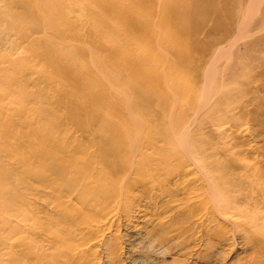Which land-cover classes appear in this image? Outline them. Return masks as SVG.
I'll return each mask as SVG.
<instances>
[{"label": "bare ground", "instance_id": "1", "mask_svg": "<svg viewBox=\"0 0 264 264\" xmlns=\"http://www.w3.org/2000/svg\"><path fill=\"white\" fill-rule=\"evenodd\" d=\"M142 1L0 0V264L22 250L39 264H106L110 258L124 264L122 246L105 245L109 235L121 227L139 233L148 223L167 229L179 224L175 231L189 230L194 240L216 226L223 229V245L232 246L226 226L242 215L248 234L264 245V177L253 163L213 162L184 146L186 121L163 123L158 111L149 123L148 109L133 107L125 84L103 78L108 87L94 91L98 99L78 102L67 85L64 67L76 61L83 68L71 41L86 29L95 46L107 44L111 56L127 58L134 77L148 79L133 81L140 93L152 97L153 88L164 85L194 101L190 80H179L169 65L157 70L161 57L128 36L131 15L153 32ZM76 36L82 53L93 56L89 43ZM171 40L165 38L176 43ZM75 81L80 95L82 80ZM29 83L37 92H26ZM55 91L60 93L53 97ZM109 92L117 94L120 120L99 107L100 101L109 104ZM165 100L169 104V96ZM29 103L39 115L28 112ZM180 217L185 220L178 223Z\"/></svg>", "mask_w": 264, "mask_h": 264}, {"label": "rangeland", "instance_id": "2", "mask_svg": "<svg viewBox=\"0 0 264 264\" xmlns=\"http://www.w3.org/2000/svg\"><path fill=\"white\" fill-rule=\"evenodd\" d=\"M142 2L146 5L144 16L153 22V32L149 30V24L144 27L131 15L128 36L143 40V48L148 46L150 51L161 57L157 70L169 65L178 71L179 80H190L188 91H192L194 101H188L174 89L166 91L164 85L161 89L153 88L152 97L150 94L143 95L133 81L141 83L148 79L134 77L127 58L111 56L107 44L98 45L100 49H105L99 55V50H95L98 47L94 45L95 38L86 29H79L71 41V48L82 56L79 58L83 68L76 61H71L63 71L69 79L67 85L73 92L76 91L77 102L90 101L92 97L98 99V92L108 87L103 78L112 83L116 81L118 86L125 84L133 95V107L139 112L148 109L149 123H154L153 112L155 117L163 113V123H173L175 118L182 117L188 126V135L186 133L184 137L187 145L184 146H195L197 153L203 152L213 162L231 163L230 160H233L238 163L239 159L253 163L264 177V0ZM89 24L90 21H86L85 26ZM76 35H80L84 45L89 43L93 56L82 53L77 46ZM124 37L122 35L119 39L124 40ZM165 38L174 39L176 43L170 45L165 42ZM107 56L113 60H106ZM98 69L105 76H100ZM76 78L82 80L81 89L84 91L79 92L80 95L76 90ZM89 79H94L96 84L87 83ZM25 89L27 93L38 90L37 85L31 83ZM55 92L53 97L60 93ZM109 93V104L104 105L100 101L99 107L108 111L112 109L111 113L116 115L114 119L120 120L122 107L118 106L115 98L117 94ZM100 94L107 97V94ZM166 94L169 104L164 103L168 97ZM41 96L46 97L47 94ZM143 97H147L142 100L144 102L141 101ZM28 98H31L30 94ZM43 102L44 108V99ZM162 105L165 108L158 110ZM26 108H30L28 112L31 114H38L33 103H29ZM56 111L58 114L64 112L62 107ZM9 161L11 165L14 164L13 160ZM12 168L18 176L19 165ZM148 209V213H151V207ZM243 218L245 216L242 215L226 226L230 234L234 235L232 246L223 245L220 238L222 228L211 225L207 231L200 232L199 239L194 240L190 238L189 230L183 231L181 228L180 232L175 231L174 227L177 228L179 224L174 223L168 229L165 225L148 223L139 233L121 227L120 233L109 235L111 238L105 245L117 243L122 246L125 250L124 264H264V245L256 243L248 234L247 227L241 222L245 221ZM184 220L180 217L178 223ZM27 255L24 250L17 251V255L10 256L6 264H39L40 259ZM110 259L106 264H117L115 258L113 261Z\"/></svg>", "mask_w": 264, "mask_h": 264}]
</instances>
